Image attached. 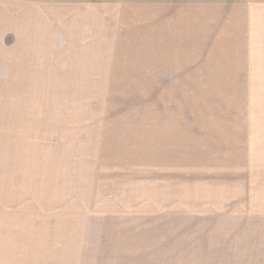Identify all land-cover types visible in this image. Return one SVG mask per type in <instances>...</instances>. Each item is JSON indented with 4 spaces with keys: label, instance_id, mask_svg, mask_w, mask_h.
<instances>
[{
    "label": "rangeland",
    "instance_id": "1",
    "mask_svg": "<svg viewBox=\"0 0 264 264\" xmlns=\"http://www.w3.org/2000/svg\"><path fill=\"white\" fill-rule=\"evenodd\" d=\"M0 264H264V0H0Z\"/></svg>",
    "mask_w": 264,
    "mask_h": 264
}]
</instances>
